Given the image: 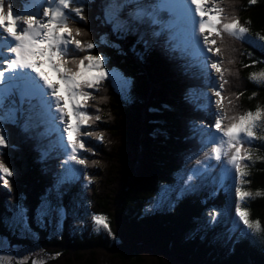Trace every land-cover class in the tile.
Listing matches in <instances>:
<instances>
[{
  "label": "trees",
  "instance_id": "obj_1",
  "mask_svg": "<svg viewBox=\"0 0 264 264\" xmlns=\"http://www.w3.org/2000/svg\"><path fill=\"white\" fill-rule=\"evenodd\" d=\"M24 2L12 0L14 10ZM109 2L83 0L87 19L77 18L78 22L71 24L84 33L78 39L95 45L86 53L77 51L75 58L101 56L105 71H114L128 82V90L123 93L105 77L92 89L95 104L87 101L85 111L101 116L87 131L101 134L103 142L98 146L88 141L86 147L95 149V153L81 154L98 163L86 167L87 182L83 180L79 191V178L61 183L68 175H56L55 164L60 157L47 147L39 117L29 121L27 131L25 116L15 124L4 123L7 146L0 147V161L12 175L7 177L9 186L4 182V188L0 186V238L11 247L33 244L7 226L12 211L22 205L28 210L30 226L38 233L36 242L51 256L45 264H264V126L257 130V139L250 146L252 161H244L249 165V175L245 177L248 183L242 186L253 193L242 207L248 210L250 221L260 222L261 231L253 233L242 225L233 237L224 239L225 212H234V204L239 201L218 188L223 161L205 160L206 132L191 126L193 120L210 126L205 113L196 108L202 101L193 98L190 91L202 85L204 77L189 76L177 66L185 61L162 51L164 35L152 34L160 31L158 25L129 21L127 32H114L105 19ZM220 3L226 14L236 16L249 29L243 39L226 34L223 42L217 39L216 47L224 50L220 61L227 69L223 104L231 109L229 115L264 109V83L249 79L253 73L264 72V0L254 4L250 0ZM129 10L130 6L122 9L120 19L128 20ZM160 16L162 21L170 19L166 12ZM69 58H73L71 53ZM24 107L27 109V105ZM197 160L211 170L184 181L193 169L201 167ZM55 179L60 182L58 186ZM164 185L177 190L173 205L146 212ZM236 186H240L238 178ZM182 188L192 190L177 199ZM256 192L262 195L256 196ZM45 198L57 203L66 214L59 237H50L48 228L41 229L32 221ZM75 200L86 206L88 214L107 218L115 241L110 243L99 233L73 236L67 232ZM213 212L219 214L209 221Z\"/></svg>",
  "mask_w": 264,
  "mask_h": 264
},
{
  "label": "snow or ice",
  "instance_id": "obj_2",
  "mask_svg": "<svg viewBox=\"0 0 264 264\" xmlns=\"http://www.w3.org/2000/svg\"><path fill=\"white\" fill-rule=\"evenodd\" d=\"M255 2L256 0H250V3ZM129 6L131 10L127 12L128 20L120 19L121 10ZM165 11L170 14L167 22L162 21L160 16ZM77 18L80 21L87 19L84 15L83 0H25L23 7L15 10L12 0H0V147L7 146L2 131L4 123L15 124L21 116H25L24 130L27 131L29 121L36 116L48 125L47 132L59 134L58 142L65 150L68 160L84 167H88L90 163L93 166L98 163L90 162L80 155L83 151H91L80 137L89 136L103 142L101 134L81 131L82 126H90L91 122L100 121L101 116L91 115L82 109L88 106V100L94 99L86 89L97 87L106 77V73L101 56L85 54L82 58H75L77 51L86 53L95 47L91 41L78 39L84 33L80 28L71 27V24L78 22ZM105 19L117 33L127 32L129 21L160 25V31H154L153 36H159L168 30L169 40L176 42L173 47L180 48L198 61L212 87L211 95L217 97L214 102L211 97H207L205 105L206 108H212L214 104L216 109L212 113L215 131L209 129L204 141L209 148L205 153V160H215L217 163L223 161L221 183L229 176L238 178L240 186L233 185L239 201L234 204L233 231L240 223L253 233L261 231L260 222L250 221L248 210L242 207L253 197V193L244 190L242 186L248 183L245 177L249 175V165L244 161H252L249 149L257 139V130L264 126V109L257 107L255 111L229 115L231 109H226L223 104L225 97L222 94L224 85L228 83L224 75L227 69L223 68L222 61L212 60L208 56V53H212V56L221 54V47L213 49L209 46H216L217 39L223 42L225 34L243 39L249 29L241 25L236 16L226 14L220 0H123L122 3L110 0L105 6ZM213 34L214 38L210 39ZM69 46L73 47L70 49ZM70 53L73 57L71 59ZM232 62L229 60V63ZM45 66L56 74V83L43 71ZM209 67L219 74V84L211 79L212 71H208ZM249 79L254 83H264V72L253 73ZM24 105H27V109ZM73 119L75 123H72ZM57 121L63 125L62 129ZM197 164L201 167L192 170L189 181L211 170L203 161L197 160ZM69 171L75 175L78 170ZM11 175L10 169L0 161V179L5 186H9L7 177ZM71 178L72 176H66L61 183L64 179ZM89 182L91 183V178ZM190 190L192 189L182 188L177 199ZM168 193L169 190H164L163 196L155 206L158 207ZM255 195L262 194L256 192ZM27 211L22 205H17L14 217V220L25 228ZM36 211L38 222L52 213L61 217L63 215V208L53 207L47 198ZM235 217H238V220ZM93 221L97 230H110L105 216L96 215ZM242 234L247 235L243 232ZM11 262L10 256L0 254V264ZM33 264L45 262L34 261Z\"/></svg>",
  "mask_w": 264,
  "mask_h": 264
},
{
  "label": "rangeland",
  "instance_id": "obj_3",
  "mask_svg": "<svg viewBox=\"0 0 264 264\" xmlns=\"http://www.w3.org/2000/svg\"><path fill=\"white\" fill-rule=\"evenodd\" d=\"M223 3L225 4V2H223ZM205 19H207V17H205ZM205 34H207V30H206ZM163 35H164L163 41L166 42V45L164 44L162 51L165 54H167L168 56H174V58H176V60H180V61L184 60L186 62L185 64H177V66L180 67L181 69H183L184 72H187V74L189 76H193L194 78H197V79L200 78V76L204 77L202 85H200L199 87L195 88L194 90L192 89L190 91L192 92L191 94L193 95L192 96L193 98H195L196 100L200 99L202 101L201 102L202 104L197 105L196 108H201V111L203 113H205L207 120L210 122V126H208L205 122L200 121V120H193V122H191V126H192V124H194L193 125L194 128H196L199 131L205 130L206 134L208 133L209 129H211L214 132L215 129L213 126L212 113L214 111H216V109L214 107V104H213L212 108H206L205 105L207 104V97H211L213 102L217 99V97L211 95L212 87H211L210 83H208V77L205 76L204 71L201 68V66L199 65L197 60H194L191 55H189L186 52H183L180 48H174L173 47V45L176 42L169 40L170 33L168 30H165ZM212 38H213V36L210 37V39H212ZM244 38H246V36ZM209 46L213 47V49H215V47H216V46H212V45H209ZM233 52H235V50H233ZM221 53L223 55L224 50H222ZM232 55H233V53H232ZM208 56L211 57V59L215 60V61H220V59L222 57L221 54L218 56H212V53H208ZM47 69L48 68L45 66L43 68V71L46 72L49 79L53 83H56L57 82L56 74L54 72H52L50 69L49 70H47ZM208 71H212L210 69V67H209ZM105 73H106V77H108L112 80L113 85L116 86L117 88H119L123 93H125L128 90V82L125 79H123L122 77H120L116 72L105 71ZM96 74L97 73H93V75H96ZM33 75H35V73H33ZM211 79L216 80L217 84H219V82H220L219 81V74L215 73L214 71H212ZM92 89L93 88H91V91L89 92L90 94L93 91ZM88 90L89 89H86V91H88ZM62 95H63V93H62ZM62 103H63V101H62ZM82 103H83V101H82ZM88 104L94 105L95 103L91 99L88 101ZM86 108H88V106ZM85 109H82V110H85ZM54 111H55V109H53V112ZM57 115H59V114H57ZM232 115H235V114H232ZM56 123L59 125V127L61 129L63 128V125H60L59 121H57ZM72 123H75L74 119L72 120ZM188 127L191 128L190 122H188ZM88 128H90V126L84 125V126H82L81 129H84L83 132H87ZM206 134H205L203 142L206 139ZM57 135H59V134L57 133ZM64 136H65L64 143L66 144L67 143L66 133L64 134ZM80 139L85 142L86 146H87V144H88V146L90 144V143H88V141H90V142L92 141L94 145H98V146H99V143L101 142V141H97V139L93 140L92 137H89V136H81ZM94 142H97V143H94ZM204 144L207 146V152H208L209 151L208 145L205 142H204ZM68 152L70 153V149H68ZM85 152L86 151H83V153H85ZM91 153L94 154L95 149L91 150ZM57 154L60 157L59 160H57V162L55 164V170H56L57 176H60V174H62L64 169H66V168L77 169L78 171L75 173V175L77 177L81 176V178L79 180H85L86 181V177H85L87 175V171H86L87 168L86 167L81 166V165H76V164H74V162L68 160V157L65 154V150L62 147H61V151L59 150L57 152ZM80 155L82 157H84V155H82V154H80ZM203 157H205V156H203ZM94 161H97V160H94ZM187 179H188V175L184 177V181H186ZM74 181H75V177H73V179H72V182H74ZM54 184L56 186L59 185L57 182H55ZM234 184L236 185V179H233L232 176H229L228 178L223 179L222 183H221V178H219L218 188L221 189L223 194H227V196H233V195H235L234 186H233ZM0 186L1 187L3 186V188H4L2 179H0ZM82 187L83 186L81 184V189H82ZM166 189L169 190L168 195L166 197H164L163 202L160 203V205L158 207L155 206L157 201L160 200V198L163 196L164 190H166ZM176 192H177V190L175 191V188L164 185L161 188L159 194L152 199V201L150 202V204L148 205V207L146 209V212L154 211V210H157V209L163 208V207H171L173 205V198H174V195ZM175 197H176V195H175ZM56 198L60 199L59 197H56ZM72 204H73L72 212L70 214V217H69L68 223H67V232L69 234H71L73 236L82 235V234L88 236L90 234L99 233V234H102L103 236H105L109 240L110 243L115 241V239L113 238L114 236L110 233V230H104L103 228H100L99 230H97V228L94 224V221H93V217L96 215L88 214L86 206L81 205V202H79L78 200L72 201ZM51 205L53 207L61 208L57 203H54V204L51 203ZM16 212H17V209L13 210L12 216L6 220L7 226L12 230V232L15 231L14 233L16 234V236L31 239L33 241V244L31 246H27V247H18V246L11 247L5 238H0V254H6V255L10 256L12 258L11 264H24L27 262H30V264H33L34 261L45 262L48 259H50L51 256L43 253L40 246L36 242V240L38 238V233L34 229H32V227L29 224L28 218H27V228H25L21 224H18L14 220ZM218 214H219V212L211 213L209 221H214L216 219V217L218 216ZM225 217L227 218V221H226L225 226H224V230H225L224 239H230L231 237H233L235 235L236 231H238V229H240V227L243 224L242 223L238 224L235 227V230L233 231L234 212L233 211H231V212L226 211ZM65 219H66V214H65L64 209H63L62 217H61V215H59L57 213H52V214H49L47 216H44L39 222L37 219V211H35L33 218H32V221L35 225H37L41 229L48 228V230H49L48 232H49L50 237H59L63 233V223H64ZM235 219L238 220V217H235Z\"/></svg>",
  "mask_w": 264,
  "mask_h": 264
},
{
  "label": "clouds",
  "instance_id": "obj_4",
  "mask_svg": "<svg viewBox=\"0 0 264 264\" xmlns=\"http://www.w3.org/2000/svg\"><path fill=\"white\" fill-rule=\"evenodd\" d=\"M161 34H163V32L161 33ZM47 67V66H46ZM48 68V67H47ZM47 70H49V68L47 69ZM200 77H203V76H200ZM220 83V82H219ZM24 116H21L20 118H19V120L18 121H20V119L21 118H23ZM39 124L41 125V126H43V130H44V134H45V140L47 141V147L51 150V152L52 151H55L56 153H57V150L59 151H61V146H60V144H59V142H58V135H57V133L56 132H47L46 131V129H47V127H48V125L43 121V120H41V119H39ZM81 153H83V152H81ZM80 153V154H81ZM58 160H59V158H58ZM71 168H66V169H64V171H63V173L62 174H65V175H68V176H72V178L71 179H68V180H72L73 179V177H75V179H77V178H81V176H76V175H73V174H71L70 172H69V170H70ZM61 175V174H60ZM60 177V176H59ZM56 180V182L57 183H60L57 179H55ZM83 183V180H80L79 182H78V185H77V188H78V190L80 191L81 190V184Z\"/></svg>",
  "mask_w": 264,
  "mask_h": 264
},
{
  "label": "bare ground",
  "instance_id": "obj_5",
  "mask_svg": "<svg viewBox=\"0 0 264 264\" xmlns=\"http://www.w3.org/2000/svg\"><path fill=\"white\" fill-rule=\"evenodd\" d=\"M196 19H199V16H197Z\"/></svg>",
  "mask_w": 264,
  "mask_h": 264
}]
</instances>
